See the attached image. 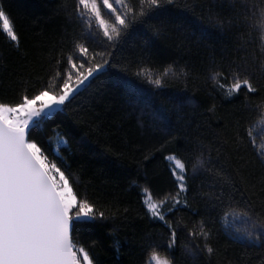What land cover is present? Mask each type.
Listing matches in <instances>:
<instances>
[{
    "label": "trees",
    "instance_id": "obj_1",
    "mask_svg": "<svg viewBox=\"0 0 264 264\" xmlns=\"http://www.w3.org/2000/svg\"><path fill=\"white\" fill-rule=\"evenodd\" d=\"M126 2L138 5L139 0ZM76 3L0 0L19 36L17 46L0 29V102L15 104L25 92L32 95L47 87L57 71L63 74L73 41L84 30L75 16ZM177 3L182 7L169 5L170 11L151 14L147 24L132 25L114 48L107 47L102 33L95 44L89 42L90 49L111 53L107 58L115 66H106L90 89L33 138L65 171L78 196L109 216L73 234L100 264H148L154 247L173 264H264V248L244 247L226 234L222 217L227 209L214 207L212 195L221 191L219 178L203 171L193 174L189 163L203 148L239 191L224 190L237 200L243 192L254 211L264 215V165L257 158L264 146V124L257 125L264 110V53L260 33L250 27L253 0ZM185 3L195 11L184 8ZM169 66L171 74L163 76L159 88L137 75L141 69L153 77L163 75ZM237 66L260 85L258 93L225 98L210 79L219 71L220 83L230 84L229 71ZM179 69L186 75L177 79ZM250 126L255 147L247 140ZM54 132L68 141L67 147L60 146L66 164L55 155ZM238 134L243 140L239 148ZM170 154L189 164L188 192L180 197L183 203L186 195L188 207L167 214L177 229L171 250L170 230L150 217L141 195L144 188L156 198L175 194L165 159ZM168 207L171 199L165 211ZM201 221L212 230L216 251L193 261L184 246L203 244L188 235L198 231Z\"/></svg>",
    "mask_w": 264,
    "mask_h": 264
},
{
    "label": "snow or ice",
    "instance_id": "obj_2",
    "mask_svg": "<svg viewBox=\"0 0 264 264\" xmlns=\"http://www.w3.org/2000/svg\"><path fill=\"white\" fill-rule=\"evenodd\" d=\"M169 5L182 7L177 0H139L138 5L126 0H77L75 16L82 22L84 30L73 41V50L67 55V67L63 74L57 71L47 87L32 95L25 92L15 104L0 102V264H100L85 247L78 246L73 234L102 224L109 216L78 196L65 171L49 159L44 148L33 137L43 131L47 121L66 111L83 92L90 89L106 66H115L107 58L111 53L96 52L90 49L89 42L95 44L102 33L103 42L107 47L114 48L132 25L138 22L147 24L151 14L170 11ZM183 7L195 11L187 3ZM251 8L253 22L250 27L260 33L259 47L264 53V0H253ZM192 27L197 29L198 26L193 23ZM0 29L12 44L19 45L14 24L3 7H0ZM97 57H100L99 62L96 61ZM59 63L60 60H57ZM170 69L171 66L164 70L163 75L155 77L143 69L137 75H144L149 83L159 88L164 84L163 76L171 74ZM183 75H186L183 69L175 73L177 79ZM221 75L219 71L214 72L210 79L225 98L230 99L241 92L247 98L248 94L260 91V85L254 83L247 70L239 66L229 71L230 84L220 83ZM52 81L57 82L53 84ZM261 108L264 109V105ZM214 111V106L209 109V112ZM258 115L260 119L257 125L264 124V110ZM160 118L164 119L163 116ZM252 127L247 131V140L255 147ZM54 135L55 155L61 163L66 164L64 158L60 157V145L67 147L68 141L59 133L54 132ZM242 143L238 134V148ZM216 152L219 156L221 149L217 148ZM257 158L264 165V146L258 150ZM165 159L176 185L175 194L168 193L163 198H156L148 188H144L141 195L150 217L163 222L170 230L167 248L171 250L176 244L177 229L167 214L181 206L188 207L186 195L183 203L180 197L188 192L189 164L175 154ZM189 163L193 174L203 171L219 178L221 191L212 194L216 201L214 207L227 209L222 222L232 241L244 247L264 248V215L254 211L250 198L243 192H240L237 200L232 191L224 190L227 186L239 191L231 176L223 173L222 167L210 154L206 157L203 148ZM169 199L171 207L165 211ZM188 235L193 241H203V244L184 246L193 261L201 254L207 257L214 255L213 233L203 221L198 231L189 230ZM92 247H95V242ZM116 251L119 252V247ZM148 264H173V261L168 256L160 255L154 247Z\"/></svg>",
    "mask_w": 264,
    "mask_h": 264
},
{
    "label": "rangeland",
    "instance_id": "obj_3",
    "mask_svg": "<svg viewBox=\"0 0 264 264\" xmlns=\"http://www.w3.org/2000/svg\"><path fill=\"white\" fill-rule=\"evenodd\" d=\"M117 7H119V6H117ZM53 144H54V149H55V148H56L55 139H54V143H53ZM60 146H61V145H60Z\"/></svg>",
    "mask_w": 264,
    "mask_h": 264
}]
</instances>
